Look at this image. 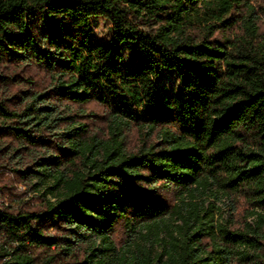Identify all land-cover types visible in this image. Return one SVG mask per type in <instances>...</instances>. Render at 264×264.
Segmentation results:
<instances>
[{
  "label": "rangeland",
  "instance_id": "374dc122",
  "mask_svg": "<svg viewBox=\"0 0 264 264\" xmlns=\"http://www.w3.org/2000/svg\"><path fill=\"white\" fill-rule=\"evenodd\" d=\"M24 1L29 10L27 29L16 34L25 39V47L14 53L23 60L7 59L0 52V105L9 116H0V212L21 219L34 217L33 232L56 244L48 248L30 243L21 249L11 239L22 230L30 232L29 225H12L11 238L0 225V264H20L24 255L32 264H117L107 252H123L136 237L131 229L147 209L159 202L172 206L180 199L181 185L164 176L163 164L192 144L176 121L175 103L185 95L182 79L175 70L163 68L153 81L154 105L138 99L132 78L139 44L126 40L119 47V90L99 85L86 89L80 75L75 92L98 93L103 101L76 103L60 98L59 82L69 75L59 73L51 59L55 31L45 25L44 15L35 7L37 0ZM151 1L154 10L126 5L125 16L120 17L135 24L137 31L152 35L161 25L160 18L179 20L186 9L197 23L216 26L210 40L223 41L227 7H255L262 0H206L189 6L186 0ZM116 18L89 17L90 42L113 50ZM255 38L259 47L264 46V22L256 26ZM49 60L53 66H48ZM131 112L133 119L127 117ZM143 156L148 159L143 166L133 164ZM184 165L180 161L181 169ZM207 201L214 205L208 225L226 220L243 235L248 250L264 252V205L237 209L220 185L215 198ZM82 223L92 224V230ZM199 243L212 249L220 240L205 227ZM161 251L154 247L148 263L131 252L123 264H165L158 256Z\"/></svg>",
  "mask_w": 264,
  "mask_h": 264
},
{
  "label": "trees",
  "instance_id": "16d2710c",
  "mask_svg": "<svg viewBox=\"0 0 264 264\" xmlns=\"http://www.w3.org/2000/svg\"><path fill=\"white\" fill-rule=\"evenodd\" d=\"M18 1L3 0L0 5V52L7 59L23 60L14 54L25 47V39L16 30L27 29L25 13L29 10L24 0ZM205 1L186 0L188 6ZM126 5L138 10L155 8L151 0L35 3L45 25L55 31L51 43L56 50L51 59L59 73L69 75L59 82L60 98L76 103L103 101L98 93L75 92L79 90L76 76L80 75L86 89L95 90L99 85L119 90V47L126 40L134 39L139 44L132 78L138 99L154 105L153 81L163 68L175 70L182 79L185 95L175 103L176 121L192 144L163 164L167 169L164 176L181 185L180 199L172 206L159 202L149 207L131 229L136 237L123 249L125 253L110 249L107 256L123 264L127 254L134 252L136 259L148 263L154 247H158L162 249L158 256L165 259V264H264V252L248 250L243 235L226 220L208 225L214 205L207 201L215 198L220 185L237 209L254 203L264 205V46L259 47L255 38L256 26L264 22V0L255 7L229 5L222 22L226 32L223 41L210 40L216 26L197 23L186 9L179 20L160 18L159 28L152 35L144 34L120 17L125 16ZM95 15L117 16L113 50L90 42L88 19ZM53 60L48 66H53ZM0 116L9 117L1 105ZM130 116L135 118L132 112ZM147 160V156L139 157L133 164L143 166ZM180 161L185 163L184 169ZM20 217L0 212V225L9 238L12 225L25 222L31 229L20 231L18 238L11 239L12 244L21 249L29 248L30 243L48 248L56 244L33 232L34 217ZM82 224L93 228L90 223ZM205 227L217 234V247H201L199 240ZM22 260L20 264H32L27 255Z\"/></svg>",
  "mask_w": 264,
  "mask_h": 264
}]
</instances>
